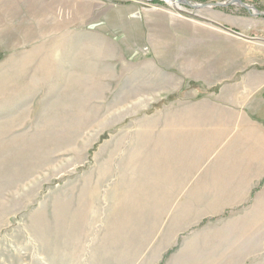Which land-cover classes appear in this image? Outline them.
<instances>
[{"label":"rangeland","instance_id":"374dc122","mask_svg":"<svg viewBox=\"0 0 264 264\" xmlns=\"http://www.w3.org/2000/svg\"><path fill=\"white\" fill-rule=\"evenodd\" d=\"M187 1L0 0V264H264V0Z\"/></svg>","mask_w":264,"mask_h":264},{"label":"crops","instance_id":"0c3cea01","mask_svg":"<svg viewBox=\"0 0 264 264\" xmlns=\"http://www.w3.org/2000/svg\"><path fill=\"white\" fill-rule=\"evenodd\" d=\"M246 80L256 81L247 82ZM221 92H223V90H221ZM233 97L236 99V103L238 105L243 102L241 106L242 113L241 115H239L238 113L236 135H238L240 129L243 130L242 127L244 125L240 123V118L241 116L244 117L243 113H246V120L251 124V129H249L250 133H248L251 139L248 141L247 138H244L245 141L242 140L241 143L244 144L245 142V146H248V144H250L252 149L251 153L253 155L258 154L256 156L257 158L262 157L264 159V156H261V153L264 149V75L260 73L255 75L252 72L243 74L241 79L236 82V91L233 94ZM182 142L184 144H189L192 142V138L186 137V139H182ZM175 147L178 151L179 149L182 150L183 148H185V145L181 143L180 146L178 143L177 146H174V148ZM262 155H264V152L262 153ZM166 166L169 169L171 168L172 170L174 169V166H177V164L174 163L170 166L169 163H166ZM262 177H264V173L259 174L258 183L261 182ZM240 183L241 181L239 180L238 184Z\"/></svg>","mask_w":264,"mask_h":264},{"label":"water","instance_id":"95a60500","mask_svg":"<svg viewBox=\"0 0 264 264\" xmlns=\"http://www.w3.org/2000/svg\"><path fill=\"white\" fill-rule=\"evenodd\" d=\"M164 1H171V2H178V3H185V4H188L189 5V3H188V1L187 0H164ZM234 1H237L238 3H240L241 5H243V7L245 8V9H250V7L247 5V4H244L243 2H241L240 0H230V1H228L227 3H222V4H219V3H210L209 5H228V4H230V3H232V2H234ZM191 5V4H190ZM252 14H254V15H264V12H258V11H253L252 12ZM221 27H224V26H221ZM225 29H226V27H224ZM238 34V33H237Z\"/></svg>","mask_w":264,"mask_h":264},{"label":"bare ground","instance_id":"6f19581e","mask_svg":"<svg viewBox=\"0 0 264 264\" xmlns=\"http://www.w3.org/2000/svg\"><path fill=\"white\" fill-rule=\"evenodd\" d=\"M172 3H174V2H172ZM176 4H180V3H178V2H175Z\"/></svg>","mask_w":264,"mask_h":264}]
</instances>
